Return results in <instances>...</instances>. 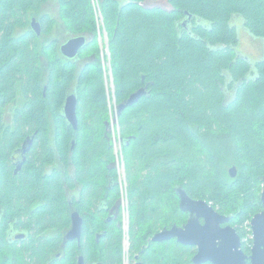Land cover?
<instances>
[{"label": "trees", "instance_id": "obj_1", "mask_svg": "<svg viewBox=\"0 0 264 264\" xmlns=\"http://www.w3.org/2000/svg\"><path fill=\"white\" fill-rule=\"evenodd\" d=\"M48 1L0 0V209L8 214L0 246L9 217L31 232L17 250L0 247V264H77L79 256L86 264H124L111 98L118 108L141 89L145 96L117 111L133 260L193 264L194 247L151 242L186 223L180 187L232 216L250 254V223L264 210V58L240 54L233 21L264 44V0H167L170 8L102 0L112 95L91 0H58L63 30L43 13ZM56 28L55 38L44 40ZM78 36L87 45L65 58L61 46ZM72 93L77 131L64 116ZM19 99L8 125L5 109ZM32 137L28 161L15 174L11 156ZM229 165L236 178L227 175ZM73 210L84 219L82 240L62 249Z\"/></svg>", "mask_w": 264, "mask_h": 264}, {"label": "water", "instance_id": "obj_2", "mask_svg": "<svg viewBox=\"0 0 264 264\" xmlns=\"http://www.w3.org/2000/svg\"><path fill=\"white\" fill-rule=\"evenodd\" d=\"M191 18L189 16L188 21ZM31 27L38 36L42 35V26L36 18L32 19ZM87 42L86 36L74 37L61 46V54L67 59H75ZM146 93V89H141L131 95L126 102L119 105L118 114L136 104ZM77 105V95L69 94L64 105V116L68 124L76 131L78 130ZM33 140L34 137L25 142L23 152L30 150ZM74 146L75 141L72 143V149ZM18 169H21V166ZM230 175L232 178L237 176L236 167L231 169ZM177 193L180 198L181 211L188 214L187 222L182 226L174 225L170 229L164 228L154 235L151 242L163 243L176 240L182 245L196 247L198 252L192 258L193 264H264V210L251 220L253 246L251 254L246 255L242 249V239L236 228L231 225L223 227L224 224L230 223L232 216L220 214L211 203L205 200L191 198L181 187L177 188ZM261 201L264 206V189ZM83 228L84 219L78 211L74 210L71 214V228L64 237V245L75 240L80 242ZM101 236L98 235L97 239L99 240ZM135 262V264H143L139 255L135 257ZM78 264H86L83 256L79 257Z\"/></svg>", "mask_w": 264, "mask_h": 264}, {"label": "rangeland", "instance_id": "obj_3", "mask_svg": "<svg viewBox=\"0 0 264 264\" xmlns=\"http://www.w3.org/2000/svg\"><path fill=\"white\" fill-rule=\"evenodd\" d=\"M91 1H92L91 4H93L94 1H95V3L98 2V5H100L102 8V0H91ZM127 1H129V0H120V2L122 4L127 3ZM98 5L96 4V6H94V7L92 6V8H93V13H94V17H95L96 27H97L99 46L101 49V59H102V63L104 64V67L106 69V77H107V82H108V86L110 89L109 93H110V95H112L113 84H112V72L110 70V63H109V45H108L109 37H108V33L106 31L104 18L101 15L102 9L100 10ZM145 5L148 7L161 6L164 8H170V6L167 3V0H151V1H147L145 3ZM42 11H43V13L49 14L54 20H56L57 26H59L60 29L63 30L64 25H63V21L60 17V4H59L58 0H49L47 3H45L43 5ZM233 22H234V25L236 26V28L238 30V35L240 38V42L238 45V50H239L240 54L244 55L245 57H248L251 61H260L261 59H263L264 58V44H263L262 40L255 38L252 34L243 30L242 27L244 24L237 17L234 19ZM56 35H57V28L55 29L54 32H52V34L47 36L44 40H47V42H49V41L53 40ZM85 60H87V58L86 59L84 58V61ZM91 60H94V58H92ZM111 99H112L111 100L112 114H111L110 127H111L112 132L114 133V140L117 139V141L119 143V138H118L119 137V125H118V119H117V106H116V103L114 100L115 99L114 96ZM20 103H21V101L19 99L15 103L10 104L5 109L4 119L8 125L12 124L14 110H15V108H17V106L20 105ZM118 146H119V144H118ZM233 167H236V166L235 165L234 166L229 165L226 167L227 175L230 177H231L230 171ZM237 175H238V169H237ZM119 176H120L119 178H121L120 174H119ZM124 177H126V173H125V176L123 175V178ZM122 190H124V191L127 190L125 185L121 186V192H122ZM126 199L128 200V195H127ZM122 222H123V214H122ZM125 234L127 235L128 239L126 237V242L124 240V243H125L124 249H123L124 264H134L133 257H132L133 255L130 252L129 225H128V228H127V231Z\"/></svg>", "mask_w": 264, "mask_h": 264}, {"label": "flooded vegetation", "instance_id": "obj_4", "mask_svg": "<svg viewBox=\"0 0 264 264\" xmlns=\"http://www.w3.org/2000/svg\"><path fill=\"white\" fill-rule=\"evenodd\" d=\"M239 19V18H238ZM243 30H245L246 31V27H245V25H243ZM30 139V138H29ZM29 139H27V140H29ZM26 140V141H27ZM25 141V142H26ZM25 142H24V144H25ZM24 144H23V146H24ZM23 146L21 147V148H18L16 151H14L13 152V155L11 156V159H12V163H13V165H14V172H15V174H18V173H20L21 171H22V169H23V167H24V165L27 163V161H28V154H29V151H27L26 153L25 152H23V150H22V148H23ZM32 147V146H31ZM21 166V169H18V167H20ZM47 172H51V167H49L48 169H47ZM74 211V210H73ZM72 211V212H73ZM6 213L7 212H5L4 210H3V208H1L0 209V225H1V227H5L6 225H4V222H5V220H6V218H7V216H8V214H7V216H6ZM187 220H188V214H187ZM187 222V221H186ZM7 223L9 224L8 225V227H7V231H6V233H5V236H4V239H3V241H2V249L4 250V252H6L7 251V249H10V250H17V248H19V247H21L22 246V244L24 243V242H26L29 238H30V235H31V232L29 231V230H27V229H22V227L19 225L20 223H19V221L17 220V217H15L14 219H12V218H8L7 219ZM202 223L204 224V221H202ZM185 224V223H184ZM183 224V225H184ZM3 225V226H2ZM228 225H231V221H230V223H227V224H224L223 225V227H226V226H228ZM232 226V225H231ZM233 227V226H232ZM70 228H71V226H70ZM69 228V229H70ZM235 228V227H234ZM68 229V230H69ZM84 229V228H83ZM68 230H66V231H64L63 232V234H62V244H61V247H62V249H65V247L67 246V244L68 243H70V242H68L66 245H64V237H65V234H66V232L68 231ZM45 234H48L49 235V232L48 233H45ZM83 234V233H82ZM98 237V236H97ZM81 240H82V238H81ZM97 241H99L98 239H97ZM72 242H77V243H80L78 240H75V241H72ZM0 246V247H1ZM253 246V245H252ZM195 248V250H196V253H195V255L197 254V248L196 247H194ZM61 254H63V253H58V257H61ZM251 254V253H250ZM250 254H246V255H250ZM80 257V256H79ZM79 257H78V260H79ZM78 260H77V264H78ZM133 262H134V264L136 263L135 262V258H134V260H133ZM98 263H100V262H97V263H95V264H98ZM248 264H250V263H248Z\"/></svg>", "mask_w": 264, "mask_h": 264}, {"label": "built area", "instance_id": "obj_5", "mask_svg": "<svg viewBox=\"0 0 264 264\" xmlns=\"http://www.w3.org/2000/svg\"><path fill=\"white\" fill-rule=\"evenodd\" d=\"M92 2V1H91ZM96 4L98 5V2L92 4V6H96ZM100 10L102 9L100 5H98ZM102 13V11H101ZM103 17V13L101 14ZM104 18V17H103ZM102 18V19H103ZM119 144V146H118ZM115 148H116V154H117V166H118V171L119 174L121 175V180H120V184L121 186H127L126 184V179L125 177L123 178V175L125 176V166H124V160H123V155H122V148H121V142L119 140V143L117 141V139H115ZM124 173V174H123ZM127 190L124 191L122 190V198H121V207H122V214H123V222H122V226H123V231H124V240L126 242V237L127 235L125 234L129 225V202L126 199L127 198ZM250 230H251V226H250ZM128 239V237H127ZM125 245V243H124Z\"/></svg>", "mask_w": 264, "mask_h": 264}]
</instances>
